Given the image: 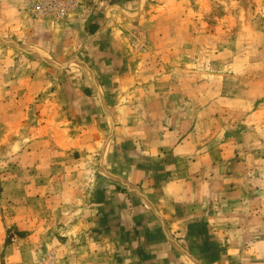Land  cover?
<instances>
[{"label": "rangeland", "instance_id": "rangeland-1", "mask_svg": "<svg viewBox=\"0 0 264 264\" xmlns=\"http://www.w3.org/2000/svg\"><path fill=\"white\" fill-rule=\"evenodd\" d=\"M29 1L0 0V264H68L93 247L68 239L73 199L84 173L106 167L55 151L91 121L73 106L84 94L108 111L107 141L129 136L113 130L128 124L197 142L187 158L203 156L204 217L228 257L219 264H264V0H79L68 16L96 10L114 33L71 49L41 23L68 16L32 15ZM109 41L124 58L117 71Z\"/></svg>", "mask_w": 264, "mask_h": 264}, {"label": "crops", "instance_id": "crops-1", "mask_svg": "<svg viewBox=\"0 0 264 264\" xmlns=\"http://www.w3.org/2000/svg\"><path fill=\"white\" fill-rule=\"evenodd\" d=\"M79 11L56 26L42 20L46 36L57 38L59 45L71 49L85 36L96 40L98 46L105 36L113 35L114 29L102 25V16L96 10L93 13ZM109 43L115 48L113 68L117 71L124 58L120 59L119 43ZM109 49L107 46L105 51ZM87 74L86 82L93 81ZM92 74L95 82L97 77ZM96 83L100 86L102 78ZM92 91L88 83L84 93ZM92 96L81 95V100H85L82 105L76 104L77 99L73 97L75 113L79 112L82 119L90 116L91 121L76 124L79 130L73 140L69 136L67 142L55 147L60 158L71 159L79 153L83 161L88 159L92 163L97 158L99 163L104 162L107 170L101 173L90 169L84 173L83 177L89 182L80 191L83 192L79 194L81 197L73 199V209L75 213L77 209L78 214L74 215L76 219L71 225L74 233L68 239L70 242L82 240L93 247L82 255L69 253L68 264L81 260L84 264H219L225 257L228 260L219 245L214 220L204 217V180L196 172L203 156L196 155L191 162L187 158L189 152L197 150L198 143L172 138V133L179 135L177 127L163 132L153 125L128 127V124L116 125L113 130L117 133L123 132L119 128H125L131 133L129 136L120 140L113 136L107 141L111 130L108 111L90 106ZM105 103L108 107V101ZM101 108H104L102 104ZM156 132L161 134L158 136ZM96 150H99L98 157L93 154ZM195 164V172L187 174L185 170ZM72 173L79 172L73 170ZM88 187H94L97 196H88ZM76 190L71 192L76 195ZM80 232L85 233L84 238L77 239Z\"/></svg>", "mask_w": 264, "mask_h": 264}, {"label": "built area", "instance_id": "built-area-1", "mask_svg": "<svg viewBox=\"0 0 264 264\" xmlns=\"http://www.w3.org/2000/svg\"><path fill=\"white\" fill-rule=\"evenodd\" d=\"M78 2L79 0H30L27 10L32 15L60 21L75 10Z\"/></svg>", "mask_w": 264, "mask_h": 264}]
</instances>
